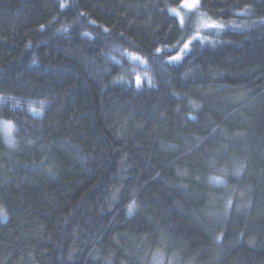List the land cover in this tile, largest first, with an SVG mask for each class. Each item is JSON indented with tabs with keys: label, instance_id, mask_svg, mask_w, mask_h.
Here are the masks:
<instances>
[{
	"label": "trees",
	"instance_id": "16d2710c",
	"mask_svg": "<svg viewBox=\"0 0 264 264\" xmlns=\"http://www.w3.org/2000/svg\"><path fill=\"white\" fill-rule=\"evenodd\" d=\"M182 3L0 0V264H264V0Z\"/></svg>",
	"mask_w": 264,
	"mask_h": 264
},
{
	"label": "rangeland",
	"instance_id": "374dc122",
	"mask_svg": "<svg viewBox=\"0 0 264 264\" xmlns=\"http://www.w3.org/2000/svg\"><path fill=\"white\" fill-rule=\"evenodd\" d=\"M183 2H184V0H183ZM189 2H191V0H189ZM173 9H176L177 11H179L180 15L178 17H179L180 21L182 18V22L183 23L186 22L185 13L187 12V9H182L181 7H177V8H173ZM192 17H193L192 18L193 19L192 24H193L194 28H196V30H198V31H200L203 28L209 27V25L211 23V21L207 17H205L202 13H195V14H193ZM185 44H183L180 48H182ZM128 56H129V59H131L132 64H134V66H135L136 73L139 75H147V72H146L147 65H146L145 60L140 55L134 54V53L129 54Z\"/></svg>",
	"mask_w": 264,
	"mask_h": 264
},
{
	"label": "snow or ice",
	"instance_id": "6c2138e0",
	"mask_svg": "<svg viewBox=\"0 0 264 264\" xmlns=\"http://www.w3.org/2000/svg\"><path fill=\"white\" fill-rule=\"evenodd\" d=\"M198 5H199V0H191V2H189V0H184V2L181 4V8H182V9H187V10L191 11V10L196 9V8L198 7ZM171 12H172V14H173L174 16H179V15H180L179 11H177L176 9H172ZM181 22H182V18H181ZM211 26H213V27H217L218 25H216V24L213 22ZM184 47L187 48L188 45L185 44ZM158 51H159V50H158ZM176 59H178V57H177ZM138 80H139V78H138ZM32 111L35 112L36 109H32ZM7 125H8V122H6V126H7ZM133 205H134V202H133V204H130V205H129V211L132 210Z\"/></svg>",
	"mask_w": 264,
	"mask_h": 264
}]
</instances>
